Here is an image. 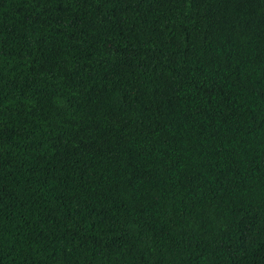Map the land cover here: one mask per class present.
I'll use <instances>...</instances> for the list:
<instances>
[{
	"label": "trees",
	"instance_id": "16d2710c",
	"mask_svg": "<svg viewBox=\"0 0 264 264\" xmlns=\"http://www.w3.org/2000/svg\"><path fill=\"white\" fill-rule=\"evenodd\" d=\"M0 264H264V0H0Z\"/></svg>",
	"mask_w": 264,
	"mask_h": 264
}]
</instances>
